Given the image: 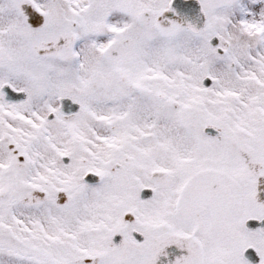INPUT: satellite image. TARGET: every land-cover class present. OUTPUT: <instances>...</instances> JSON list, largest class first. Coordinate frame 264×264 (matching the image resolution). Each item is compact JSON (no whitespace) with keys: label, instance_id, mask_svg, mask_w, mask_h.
Masks as SVG:
<instances>
[{"label":"snow or ice","instance_id":"obj_1","mask_svg":"<svg viewBox=\"0 0 264 264\" xmlns=\"http://www.w3.org/2000/svg\"><path fill=\"white\" fill-rule=\"evenodd\" d=\"M0 264H264V0H0Z\"/></svg>","mask_w":264,"mask_h":264}]
</instances>
